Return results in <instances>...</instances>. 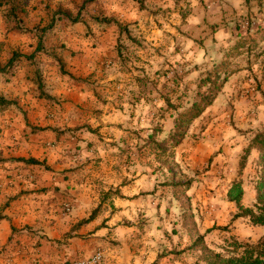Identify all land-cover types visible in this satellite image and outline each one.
<instances>
[{
	"label": "crops",
	"instance_id": "obj_1",
	"mask_svg": "<svg viewBox=\"0 0 264 264\" xmlns=\"http://www.w3.org/2000/svg\"><path fill=\"white\" fill-rule=\"evenodd\" d=\"M203 1L209 9L187 19L166 0L154 5L176 7L178 19L137 7L119 18L151 30L132 37L146 68L215 64L231 39L256 36L254 25L264 28V0ZM232 23L248 28L236 32ZM189 26L200 37L187 34ZM116 43L117 37H68L57 57L38 63L24 44L9 69L17 80L0 94L10 102L0 105V264H90L97 252L101 264H209L210 235L199 240L200 228L168 203L176 195L159 186L156 164L135 157L153 148L138 139L154 138L148 123L154 106L168 101L165 85L119 72V61L109 59Z\"/></svg>",
	"mask_w": 264,
	"mask_h": 264
},
{
	"label": "rangeland",
	"instance_id": "obj_2",
	"mask_svg": "<svg viewBox=\"0 0 264 264\" xmlns=\"http://www.w3.org/2000/svg\"><path fill=\"white\" fill-rule=\"evenodd\" d=\"M170 1L179 6L181 19L198 15L201 8L209 9L203 0H166V3ZM154 3L156 0H27L26 12L18 11L17 19L12 22L4 18L0 6V42L4 45L0 53V94L17 80L15 70L8 74L3 72V67L14 54L18 60L27 44L25 47L32 49V53L36 51L35 40L37 45L41 41L40 52L36 51V56L31 53L30 60L38 63L44 56L57 57L53 53L67 46L68 37H117L112 49L115 57L109 59L119 61L122 66L119 72L130 73L132 81L163 83L168 95L163 105L154 106L153 119L148 123L154 138L138 139L139 144L151 142L153 150L135 157L156 164L159 186L167 187L172 191L170 195H176L168 203L178 204L177 216L200 228L204 233L200 236L203 243L204 236L210 235V244L214 247L209 252L210 258L215 253L239 255L247 244L264 237V228L253 225L249 218L232 220L239 210L228 200V193L225 195L226 189L238 182L244 193L240 204L254 208L260 192L258 183H264L261 179L264 154L253 143L256 135L264 131V58H261L263 53L258 54L264 47V28L254 25L251 35L256 36L231 39L232 44L215 57V64L203 60L195 67L167 64L168 67L158 66L159 69L146 68L143 59L135 53L141 44L132 37H145L151 30L134 27L136 22L123 24L119 18L137 7L139 11L152 12L157 19H178L176 7L173 12ZM108 18H114L126 30L119 32L115 22H101ZM172 21L174 24L170 26L176 30L177 21L175 18ZM15 25L20 29H14ZM231 25L236 27V32L241 30L240 33L248 28L244 23V29L241 24ZM175 30L167 32L169 37H175ZM205 32L209 33V29ZM187 34L197 37L199 30L189 26ZM132 46L135 50H131ZM49 50L51 54L46 52ZM58 65L63 66L59 61ZM216 71L220 75L215 83ZM207 101L210 105L189 121L187 116L194 115L200 109L196 107ZM208 229L213 230L208 233Z\"/></svg>",
	"mask_w": 264,
	"mask_h": 264
},
{
	"label": "trees",
	"instance_id": "obj_3",
	"mask_svg": "<svg viewBox=\"0 0 264 264\" xmlns=\"http://www.w3.org/2000/svg\"><path fill=\"white\" fill-rule=\"evenodd\" d=\"M26 1L27 0H0V6L3 7L4 13L3 16L8 22L14 21V19H17V12L18 11H24L26 12ZM142 8V6H141ZM78 23V21H75ZM103 23H116V26L119 29V32L121 30H126V27L121 25L120 23H117V21L114 18H108V19H102ZM14 29H20L18 25H15ZM22 30V29H21ZM3 43L0 42V53L2 52L3 49ZM40 46H41V41L38 42L37 49L36 51L40 52ZM16 54H14L6 63L5 67H3V72H8L10 67H12L15 63L14 61L16 60ZM220 71H216L214 74L215 76V83L218 81L217 79L219 78ZM218 76V77H217ZM226 77V75H224ZM217 86H220L218 83ZM219 88V87H218ZM210 101H207L206 104L200 107L199 110L196 109L194 112V115L192 116H187L189 118V121H191V117H196L199 112H202V109L208 105ZM10 104V102L6 101L2 96H0V105H7ZM254 147L259 151V153L262 155L264 154V131L261 133H258L256 137L253 140ZM23 161V159H20ZM262 161H264V157L262 156ZM27 163H32V164H39L38 161L34 159H30L25 161ZM243 166V164H241ZM264 176L261 177L262 180ZM258 188L260 189V192L256 198L254 208H244L241 204L240 201L243 197V188L241 187L240 183H235L232 187H230L228 191V200L231 202H234L239 210L238 213L234 214L232 217V220H236L238 218L246 217L249 218L250 222L253 225L257 226H262L264 227V183L260 182L258 183ZM94 212L90 215V217L82 223H86L89 220H91L94 217ZM213 229H208L206 232H210ZM202 242V237L199 239ZM197 243V240H196ZM209 264H264V237L260 238L259 240L256 241L254 244H247L245 247H243V251L239 255H230V256H222L219 253H215L214 255L211 256Z\"/></svg>",
	"mask_w": 264,
	"mask_h": 264
},
{
	"label": "built area",
	"instance_id": "obj_4",
	"mask_svg": "<svg viewBox=\"0 0 264 264\" xmlns=\"http://www.w3.org/2000/svg\"><path fill=\"white\" fill-rule=\"evenodd\" d=\"M102 262V255L100 252H97L93 258L91 259L90 264H101ZM76 264H83L82 262H78Z\"/></svg>",
	"mask_w": 264,
	"mask_h": 264
}]
</instances>
